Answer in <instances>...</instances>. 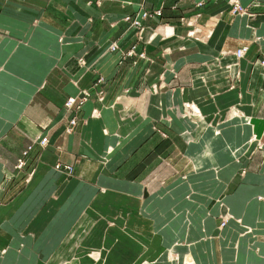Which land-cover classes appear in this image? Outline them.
I'll list each match as a JSON object with an SVG mask.
<instances>
[{"label":"crops","instance_id":"crops-1","mask_svg":"<svg viewBox=\"0 0 264 264\" xmlns=\"http://www.w3.org/2000/svg\"><path fill=\"white\" fill-rule=\"evenodd\" d=\"M239 3L0 0V264H264V0ZM141 8L163 12L142 41L112 26ZM100 77L65 134L66 99Z\"/></svg>","mask_w":264,"mask_h":264},{"label":"built area","instance_id":"built-area-1","mask_svg":"<svg viewBox=\"0 0 264 264\" xmlns=\"http://www.w3.org/2000/svg\"><path fill=\"white\" fill-rule=\"evenodd\" d=\"M239 5L240 4H239L238 0H236L234 9L240 8ZM162 15H163L162 9L149 11L146 8H141L139 10V12L135 15H126L124 17L123 21L129 23L131 29H135L137 31L138 36H139V34L140 35L142 34V31L144 28L143 27V21L144 20H148V19H151L154 17H162ZM248 48H249L248 46H244L241 49L237 50L236 56L238 58L244 57L248 51ZM106 51L110 52V53H119L120 54L119 64H123L127 60L128 57L137 55L136 46L132 47V49L129 52L125 53L117 41L111 42L108 45V47H106ZM142 55H140V56L142 57ZM85 64H86V62L84 59L79 60V65L84 66ZM263 65H264V62H263ZM104 82H105V79L103 77H100L97 80V83L95 84L94 90H96V88L99 85L103 84ZM91 96H92L91 91L84 90L79 95H77L75 97H69V99L66 101V104H65L66 114H68V115L71 114V118L69 119L68 127L66 129L67 134H71L73 132V130L76 128V126L78 125V117L76 115L82 109L83 105L91 98ZM100 100H103V97H101ZM96 115H99V114L97 113ZM251 141H256V143H258L257 146L259 149L264 148V145L261 142L257 141L256 137H253ZM49 143H50V140H49L48 136H44L40 139H34L32 141V143L25 149L22 156L19 158L17 165H16V169L23 171L26 168L29 155H30V153L33 150L35 145H38L42 148H45L49 145ZM55 169L58 172L67 173L68 175H71L74 171L72 166H70V165L64 166L62 164H57L55 166ZM229 220H230V216L226 215V218L221 223L220 227L224 228L228 224Z\"/></svg>","mask_w":264,"mask_h":264},{"label":"rangeland","instance_id":"rangeland-1","mask_svg":"<svg viewBox=\"0 0 264 264\" xmlns=\"http://www.w3.org/2000/svg\"><path fill=\"white\" fill-rule=\"evenodd\" d=\"M235 1L236 0H232V6H233V8L231 9V12H232V14L233 15H237V14H241V13H245L246 12V9H244V8H242L241 7V5H239V7L240 8H238V9H234V7H235ZM238 2H239V0H238ZM240 4V3H239ZM203 5V4H202ZM135 15V14H134ZM124 19V18H123ZM123 19H122V21H117V22H115V23H113L112 24V26H117V25H119L121 22H123V23H126L127 25H128V28H130L131 29V27H130V24L129 23H127V22H125V21H123ZM145 21V20H144ZM143 21V22H144ZM143 27H144V24H143ZM144 31H145V27L143 28V31H142V34L140 35L139 34V36H138V34H137V37H139V40H143V35H144ZM197 33H199V30H193L192 32H189V35H192V36H194L195 34H197ZM108 46V45H107ZM244 47V46H243ZM242 48V47H241ZM240 48V49H241ZM132 49V48H131ZM130 49V50H131ZM130 50H128V51H124V49H123V51L125 52V53H127V52H129ZM239 50V49H238ZM248 50H249V48H248ZM237 52V51H236ZM236 52H235V54H236ZM248 52V51H247ZM140 55H142V54H138V56L140 57V58H144L145 57V55L143 56L142 55V57L140 56ZM246 55V54H245ZM243 58V57H242ZM240 59V58H239ZM85 60V59H84ZM79 61V60H78ZM86 62V61H85ZM263 62H264V59L263 60H261V65L264 67V65H263ZM96 84V83H95ZM95 84L93 85V87L91 88V89H87V90H89V91H91L92 92V96H91V98L93 97V96H96L99 100H100V98L101 97H103V100H104V95H103V92L102 91H100L99 90V88H100V86L101 85H103V84H101V85H99L97 88H96V90H94V87H95ZM84 90H86V89H84ZM84 90H80V92H79V94L82 92V91H84ZM100 93V94H99ZM78 94V95H79ZM90 98V99H91ZM69 99V97L66 99V101ZM89 99V100H90ZM103 100H100V101H103ZM66 101H65V103H64V110L66 109V107H65V104H66ZM84 106V105H83ZM186 109H187V111H188V113L187 114H185L184 116H188V115H191V116H194V115H199V118L200 119H202V115H201V113H199L200 111H198L197 109H195V106H194V104L193 103H186ZM81 111V110H80ZM65 113H66V111H65ZM68 115V114H67ZM77 116V115H76ZM78 126V125H77ZM77 126H76V128H77ZM67 127H68V124H67V126L65 127V134H67L66 133V129H67ZM76 128L73 130V132L71 133V134H73L74 132H75V130H76ZM71 134H67V135H71ZM254 137V136H253ZM252 137V138H253ZM251 138V139H252ZM251 139L248 141V144L249 145H252V144H256V145H258V143H256V141H251ZM50 140V139H49ZM50 144V143H49ZM42 148V147H41ZM258 148V146H256V149ZM34 149V148H33ZM22 156V155H21ZM30 156V155H29ZM29 159V158H28ZM18 160H19V158H18ZM18 160H17V162H18ZM17 162H16V165H17ZM27 163H28V161H27ZM16 165H15V168H16ZM63 165V164H62ZM65 166V165H64ZM71 166V165H70ZM73 167V166H72ZM54 169H55V167H54ZM73 169H74V167H73ZM17 170V169H16ZM56 170V169H55ZM1 171L3 172V169H0V174H1ZM17 171H20V170H17ZM57 171V170H56ZM58 172V171H57ZM59 173H61V172H59ZM73 173H74V171H73ZM73 173L71 174V175H68L67 173H61V174H63V175H65V176H67L68 178H70L72 175H73ZM244 174H246V170L245 169H243L241 172H240V174L239 175H241V176H243ZM183 178H186V176H184ZM161 186V185H160ZM222 198H220V200L218 201V203H219V205H220V207L221 208H223V213L222 214H220V216L218 217V220H219V224H218V229H219V231H222L224 228H221L220 227V225H221V223L224 221V219L226 218V215H228V216H230V220L232 219V215H231V213H229L228 211H226V207H225V203L221 200ZM234 218V217H233ZM229 220V221H230ZM238 222H241L240 220H237ZM23 235L25 234V233H22ZM5 254V250H0V257H3V255ZM89 257H91V258H93V259H95V260H98V258L100 257V255H101V251L100 250H90L89 251ZM167 256H168V259H169V261L171 262L170 264H196V262L194 261V259L192 258V255L190 254V253H186V256H185V259L183 260V263H179L178 261H179V254L173 249V248H171V249H168V251H167ZM63 264H65V263H63Z\"/></svg>","mask_w":264,"mask_h":264}]
</instances>
